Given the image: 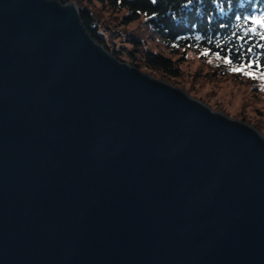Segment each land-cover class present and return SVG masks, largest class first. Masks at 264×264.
Instances as JSON below:
<instances>
[{
  "label": "water",
  "instance_id": "95a60500",
  "mask_svg": "<svg viewBox=\"0 0 264 264\" xmlns=\"http://www.w3.org/2000/svg\"><path fill=\"white\" fill-rule=\"evenodd\" d=\"M0 264H264V134L0 0Z\"/></svg>",
  "mask_w": 264,
  "mask_h": 264
},
{
  "label": "trees",
  "instance_id": "16d2710c",
  "mask_svg": "<svg viewBox=\"0 0 264 264\" xmlns=\"http://www.w3.org/2000/svg\"><path fill=\"white\" fill-rule=\"evenodd\" d=\"M81 3L96 29L93 12L88 9L92 3H100L115 12L123 13L122 22L129 24L143 20L153 29V34L169 47L173 54H180L179 59L161 52L142 49L141 55L134 49H125L131 57V64L140 67L143 63L148 69L160 71L165 76L177 77L181 73L180 62L187 51L203 52L215 57L219 51L221 56L230 55L241 63L259 59L264 66V28L254 25L250 17L264 16V0H65ZM239 18V19H238ZM255 28L256 31H249ZM106 43L103 35L96 29ZM200 36V40L195 38ZM243 37V39H241ZM211 40V43H209ZM142 39L129 40L132 46H141ZM217 42L219 47H217ZM253 48L249 53L248 48ZM144 48V47H143ZM111 49V48H110ZM229 49L231 52L229 53ZM239 49V51H237ZM119 57L117 49H111ZM139 52V51H138ZM143 52V53H142ZM220 65L227 66L222 71L228 73L232 66L219 60Z\"/></svg>",
  "mask_w": 264,
  "mask_h": 264
},
{
  "label": "rangeland",
  "instance_id": "374dc122",
  "mask_svg": "<svg viewBox=\"0 0 264 264\" xmlns=\"http://www.w3.org/2000/svg\"><path fill=\"white\" fill-rule=\"evenodd\" d=\"M88 9L93 12L96 29L103 35L106 44L111 49H117L119 57L125 62L131 64V57L125 49L132 48L137 49L134 53L138 55L144 49L161 52L174 59L181 57L178 53H171L169 47L152 33L153 29L143 20L124 24L123 13L112 11L97 2L92 3ZM135 38L142 39L141 46L134 47L129 43V40ZM179 62L181 73L177 77L150 70L143 63H140L139 69L264 134V80H254L231 70L223 74L227 66L220 65L216 57L210 54L203 56L201 52L193 50L187 51Z\"/></svg>",
  "mask_w": 264,
  "mask_h": 264
},
{
  "label": "snow or ice",
  "instance_id": "6c2138e0",
  "mask_svg": "<svg viewBox=\"0 0 264 264\" xmlns=\"http://www.w3.org/2000/svg\"><path fill=\"white\" fill-rule=\"evenodd\" d=\"M153 2H155V0H153ZM239 19V18H238ZM249 19H251V22L254 25H258L260 28H264V16H254V17H250ZM249 31H256L255 28L249 29ZM260 38L261 40H264V34H260ZM196 40H200L201 37L197 36L195 38ZM241 39H243V37H241ZM209 43H211V40H209ZM217 47H219V43L217 42ZM261 47H264V45H261ZM229 53L231 52V49L228 50ZM239 51V49L237 50ZM249 53H251L253 51V48H248L247 50ZM203 56H208L209 55V50L206 48L204 49V51L202 52ZM215 57L216 59L220 60L223 59V63L232 66L234 64V62L239 63L238 67H231V71L235 72V73H242L245 76H249L252 79H261L264 80V66L261 65L259 59L257 60H249L247 63H241L237 60H234V58L230 55H224L223 57L221 56V53L219 51H217L215 53ZM212 61H209V63H211ZM257 73H259V75H257Z\"/></svg>",
  "mask_w": 264,
  "mask_h": 264
}]
</instances>
